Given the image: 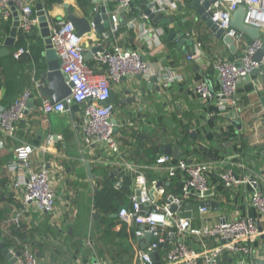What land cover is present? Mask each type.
<instances>
[{
  "label": "crops",
  "instance_id": "obj_1",
  "mask_svg": "<svg viewBox=\"0 0 264 264\" xmlns=\"http://www.w3.org/2000/svg\"><path fill=\"white\" fill-rule=\"evenodd\" d=\"M150 2L134 0V15L130 17L142 19V13ZM193 2L178 0L177 10L165 14L172 17L175 23L170 21L169 24L156 25L167 31L166 45L161 50L148 49L137 37V31L125 26V17H121V27L116 35L108 34L111 26L101 34L94 30L85 35L83 44L86 54L97 47H102L103 51L113 46L136 50L145 57L149 75L158 77L156 86L160 87V92L148 89V81L144 77L140 80L138 76L125 78L120 85H112V91L117 96L112 118L116 126L117 151L98 144L81 151L84 105L76 104L66 113L47 116L38 109L45 97L41 90L38 92L35 89V83L39 82L42 88L47 86V81L42 78L47 68L46 46L40 25L27 34L28 37L24 36L31 53L18 61L13 54L19 47L21 35L18 34L13 47L5 44L14 19L0 21V109L10 107L25 91L34 90L32 106L29 103V112L18 124L15 136L1 137L0 240L8 245L13 254L28 247L39 264H136L135 250L145 249L153 239L149 243L146 237L138 239L134 225L128 226L119 216H114L121 208L129 207L130 189L126 188V199L120 201L118 214L110 218L95 208V195L103 189L106 176H127L125 163L130 161L146 167L144 171L151 192L162 183L166 193H171L167 176L153 166L159 155H165L156 152V149L165 147L180 150L178 158L170 155L174 159L213 162L240 157L253 181L251 185L233 191L214 180L212 192L215 194L216 209L201 216L195 206L191 217L195 227L223 218L246 216L259 218L264 224V218H260L242 200L243 193L264 191V155L257 150L264 145V73H253L241 83L236 108L229 106L221 111L217 100L205 102L197 90L199 84L205 83L211 93L220 89L214 60L221 56L236 61L241 57L242 50L239 47L233 50L223 39L214 38L213 32L190 9ZM40 4L46 18L52 21L66 19L69 10L75 16L91 21L94 9L98 10L96 14L105 9L110 21L118 11L116 0H41ZM170 29H174L181 39L169 42ZM104 33L110 39L103 40L100 36ZM198 43L202 44L198 58L188 60L187 54L195 52ZM94 55L86 60L89 67L95 69ZM169 76L182 78L163 87ZM50 136L55 141L48 144ZM20 148L29 153L34 170H49L57 195L54 215H43L34 206L23 205L25 186L20 178L24 172L15 168ZM87 164L91 165V173ZM236 171L240 173V169ZM156 196L160 202L164 200V195ZM18 213L22 217L19 225H14L11 219ZM111 219H115L114 224ZM164 245L156 252V264H166L164 257L168 245ZM252 248L251 258L245 259L251 264H264V233L252 244ZM0 252L3 254L2 250ZM241 259L236 255H224L219 264H237ZM1 263L10 264L6 257Z\"/></svg>",
  "mask_w": 264,
  "mask_h": 264
},
{
  "label": "built area",
  "instance_id": "obj_2",
  "mask_svg": "<svg viewBox=\"0 0 264 264\" xmlns=\"http://www.w3.org/2000/svg\"><path fill=\"white\" fill-rule=\"evenodd\" d=\"M40 1L0 0V21L17 19L19 35L26 36L40 25L38 11L35 10ZM116 1L118 11L110 20L111 35L118 33L121 17H125V26L136 30L137 37L148 49L155 51L165 47L164 39L167 35L165 28L151 24L146 16H142L140 20L130 17L134 10V0ZM193 1L203 3L207 0ZM242 6L246 10L244 24L260 31L257 39L249 37L244 31L232 25L234 13ZM148 7L156 14L165 15L177 10L178 0H151ZM93 12L96 14L98 10L94 9ZM208 12H211L213 24L222 29L224 36L232 38L234 45L242 50L241 57L236 61H229L221 56L214 60V68L220 80L218 92L211 93L205 83L197 87L205 102L217 100L219 110L225 111L229 106L237 107V91L245 79L255 70L264 73V57L261 62L257 60L264 49V0H216ZM15 13L17 18L14 16ZM47 22L52 47L59 56L61 71L68 76V85L71 84L72 89L71 95L59 103H52L47 98L42 99L38 109L47 116L66 113L76 104L84 105L85 123L80 140L81 151L84 152V149L96 144L117 151L118 144L114 134L116 126L112 122L115 104L109 102L112 85H120L125 78L138 75H143L148 81L153 75H149L145 57L139 51L113 46L110 50L96 53L94 55L96 68H91L86 60L83 44L85 36H79L72 23L66 19L55 21L47 19ZM95 27L96 24L91 20L92 31ZM100 37L103 40L110 39L106 33ZM201 46L202 44L198 43L194 54L188 53L187 59L193 61L198 58ZM30 53L29 47H20L13 56L19 61ZM181 78L169 76L163 82V87L181 81ZM41 88L39 82L35 83L38 92ZM33 99L34 90H27L10 107L0 109V147L3 146L1 137L15 136L18 124L25 119L29 112L28 105ZM54 141L53 136L48 138V144ZM17 152L15 168H20L24 172L20 178L25 186L23 205L34 206L43 215H54L57 211V195L49 170L45 168L34 170L25 148H20ZM228 161L174 159L168 155H159L153 166L167 176L172 186L177 187L169 194L163 187L156 188L152 194L144 171L146 167L133 161L125 163V173L132 181L129 185L130 204L129 207L121 208L118 216L126 225L132 224L136 227L135 236L138 239L143 240L147 235L153 239L145 249L135 250L136 264H156L153 255L167 242L168 248L164 257L166 264H219L220 258L224 255L242 257L237 264H251L245 257L251 258L252 244L264 233V224L259 218L250 216L223 218L195 227L192 218L179 216L186 211V204L189 202L193 204V208L197 206L201 216H206L211 210L216 209L201 207V203L214 202L215 194L212 192L214 180H218L226 189L233 191L253 183L248 175L247 166L240 157ZM226 166L227 168H224ZM236 169H240V173ZM123 185V178H120L115 183V189L120 190ZM156 194L164 195V200L160 202ZM242 200L249 209L255 210L260 218H264V191L243 193ZM172 205L177 207L175 213L169 211ZM21 217L22 214L18 213L11 219L12 223L19 225ZM16 264L39 262L34 252L25 247L20 252Z\"/></svg>",
  "mask_w": 264,
  "mask_h": 264
},
{
  "label": "water",
  "instance_id": "obj_3",
  "mask_svg": "<svg viewBox=\"0 0 264 264\" xmlns=\"http://www.w3.org/2000/svg\"><path fill=\"white\" fill-rule=\"evenodd\" d=\"M215 1L216 0H207L203 3L193 2L190 5V9L195 11L199 19L213 32L214 38L223 39L225 44L229 45L231 49L235 50L236 46L234 45L233 39L230 37L224 36V31L222 29H219L217 25L213 24L211 20V12H208V9ZM36 9L38 11L37 14L39 16L41 35L45 41V46H46V52H45L46 61L45 62H46L47 71L42 75V78L43 80L47 81V86L41 89V94L45 98L49 99L52 103H59L71 95L72 85L71 84L68 85L69 78L67 75L62 73L61 62H60L59 56L52 47L51 39H50V30L48 27L46 15L43 11V6L41 4H38ZM68 12H69V15L67 16L66 20L72 23L74 28L77 30L79 36H85L92 32L91 21L88 18L77 17L73 14L71 10H69ZM142 14L146 16L149 22L153 23L154 25H157L159 23L169 24L170 21L173 24L175 23L172 17H166L164 14H156L152 12L151 7H148L145 11H143ZM245 14H246L245 7L242 6L234 13L232 25L238 30L244 31L249 37L253 39H257L260 35V31L259 29H256V28L247 27L244 24ZM14 16L17 18V13H15ZM92 21L96 24V27L94 29L95 32L99 34H101L104 29H109L111 26L105 9H102L99 14H93ZM101 23H103V26H101ZM120 27L121 26H119V28ZM18 28H19V22L16 19L13 23V28L11 30L10 36L5 41V44L7 46L13 47L15 45L16 40L18 38V34H19ZM108 34L111 36V32H109ZM175 39L179 40L181 39V36L178 35L174 29H170L168 40L169 42H173V40ZM102 51H103L102 47L94 48L91 52L86 54V58L90 59L93 57L94 54L98 52H102ZM189 54H192V52ZM263 57H264V49L259 54L257 60L261 62ZM254 73L259 74L260 71L255 70ZM142 78H143V75H138V79L142 80ZM157 83H158V77L152 76L148 80L147 88L150 90L155 89L157 92H160L161 89L160 87L156 86ZM143 93H145V90H143ZM116 100H117V96L115 92L112 91L109 102L114 104L116 103ZM29 106L30 107L32 106L31 103ZM156 152L163 153L168 156L172 155L178 158L180 150L179 149L173 150V148L171 147H165V148L156 149ZM263 155H264V151H263ZM86 167L91 173V165L87 164ZM161 186H162V183L158 185V187H161ZM209 194L211 193L209 192ZM205 206L215 208L216 203L210 202V201L201 203V207H205ZM192 209H193V204L191 202L187 203L186 211L184 213L179 214V216L181 218H191ZM176 210H177V207L175 205H172L169 208V211L171 213H175ZM114 216L116 217L118 215H114ZM146 239L149 243L151 241V236L147 235ZM146 245L147 244H144V246ZM167 245H168V242L164 246L166 247ZM0 250H2L4 256L10 262V264H16L17 258L20 255L19 252H17L16 254H13L8 248V245L6 243H3L1 240H0ZM156 257H158V253L153 255L154 259H156Z\"/></svg>",
  "mask_w": 264,
  "mask_h": 264
},
{
  "label": "trees",
  "instance_id": "obj_4",
  "mask_svg": "<svg viewBox=\"0 0 264 264\" xmlns=\"http://www.w3.org/2000/svg\"><path fill=\"white\" fill-rule=\"evenodd\" d=\"M134 7V2H133ZM136 12V10H135ZM137 13V12H136ZM133 14V13H132ZM134 15V14H133ZM4 27V25H3ZM28 37V35L26 36ZM172 45V44H171ZM20 47H27V43L25 41V37L21 35V40L19 42ZM259 152L264 151V145L260 146V148L257 149ZM120 178H123L124 185L122 189L117 190L115 189V183L120 180ZM131 183V177L128 175L125 176L124 174H120L119 177H112V176H106L103 181V189L98 190L95 195V208L100 211L105 216L109 217L113 214H118L119 209L121 206L119 205L121 200L126 199V188ZM169 188L174 190V186L172 184H169ZM112 223L115 221V219H111ZM114 224V223H113ZM5 260V256L0 252V264L1 261Z\"/></svg>",
  "mask_w": 264,
  "mask_h": 264
}]
</instances>
